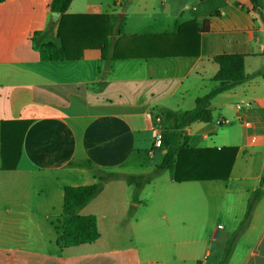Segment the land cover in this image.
<instances>
[{
  "label": "crops",
  "instance_id": "crops-1",
  "mask_svg": "<svg viewBox=\"0 0 264 264\" xmlns=\"http://www.w3.org/2000/svg\"><path fill=\"white\" fill-rule=\"evenodd\" d=\"M52 1L0 2V264H217L259 189L229 264H264L262 19L244 0H72L69 15L110 18L104 74L96 47H78L73 60L41 59L33 37L55 40ZM222 54L244 55L248 78L217 95L212 121L191 124L185 135L189 149L214 152L202 162L232 161L227 179L176 182L169 172L138 200L125 180L109 181L78 212L96 218L99 239L64 247L66 189L97 182L83 163L154 171L167 152L155 146L156 133L175 125L163 110H192L215 89L214 58ZM2 131L17 141L8 169ZM198 184L204 193H188ZM207 212L226 225L193 238L183 221Z\"/></svg>",
  "mask_w": 264,
  "mask_h": 264
},
{
  "label": "trees",
  "instance_id": "trees-1",
  "mask_svg": "<svg viewBox=\"0 0 264 264\" xmlns=\"http://www.w3.org/2000/svg\"><path fill=\"white\" fill-rule=\"evenodd\" d=\"M5 0H0L3 2ZM255 9L260 11V17L264 22V10L258 0H251ZM72 0H53L50 6L51 12L57 17L55 40L43 43L46 32H37L33 37L35 47L40 52L43 61H67L77 57L76 49L96 47L99 48L106 60V74L111 70L110 59L106 58L105 52L109 45L110 18L106 15H69L67 13ZM126 4H124L125 8ZM123 18V15H122ZM179 31L181 28L178 29ZM219 65L215 80L219 85L207 95L196 100L192 110L176 112L163 110L162 114L167 120L175 125L170 132L163 135V145L167 152L163 161L149 174H122L108 172L97 168L92 162L83 163V166L91 169L97 182L93 185L82 187H70L66 189L64 197V223L61 242L64 247L78 246L92 243L99 239L100 233L94 216H82L78 212L87 203L92 201L102 190L104 185L112 180H125L135 187L137 194L143 188L153 182L165 171L174 173L176 182L205 181L227 179L232 161L225 164H212L208 156L214 153L209 150H193L187 146L186 129L193 123H209L213 119L211 102L219 94L232 90L243 84L248 76L245 70V56L240 54H222L214 58ZM2 143L4 150V166L8 169V160L16 156L17 141L7 138L2 131ZM223 157V152H218ZM18 152V156H19ZM262 193L259 189L253 193L249 202L246 215L239 228L227 241L225 250L217 264H229L237 240L247 228L254 207Z\"/></svg>",
  "mask_w": 264,
  "mask_h": 264
},
{
  "label": "rangeland",
  "instance_id": "rangeland-1",
  "mask_svg": "<svg viewBox=\"0 0 264 264\" xmlns=\"http://www.w3.org/2000/svg\"><path fill=\"white\" fill-rule=\"evenodd\" d=\"M258 3L261 8L264 10V0H258ZM244 4L249 7L253 13L257 14L258 17H260V11L255 9V5L252 3L251 0H244ZM261 18V17H260ZM160 162V161H159ZM153 172V171H152ZM151 172V173H152ZM168 177L169 171H165L162 174H160L158 177ZM157 177V178H158ZM156 178V179H157ZM155 179V180H156ZM163 179V178H162ZM163 182V180H161ZM199 186L197 188H192L188 193H192V195L204 193L203 186L204 184H198ZM133 200H138L140 197V194H137L135 187L133 186ZM148 199V198H147ZM135 202V201H134ZM165 221V220H163ZM181 221V220H180ZM180 221L177 223V226H180ZM184 226L191 227L193 230V238H208L211 233L221 226H225V222L223 220V216L212 214L211 212L207 213H200L194 214L190 217L185 218Z\"/></svg>",
  "mask_w": 264,
  "mask_h": 264
},
{
  "label": "built area",
  "instance_id": "built-area-1",
  "mask_svg": "<svg viewBox=\"0 0 264 264\" xmlns=\"http://www.w3.org/2000/svg\"><path fill=\"white\" fill-rule=\"evenodd\" d=\"M230 121L225 119L222 123L224 124H228ZM148 128H152L151 125H147ZM155 146L156 147H162L163 146V135L161 134V132H157L156 136H155Z\"/></svg>",
  "mask_w": 264,
  "mask_h": 264
}]
</instances>
